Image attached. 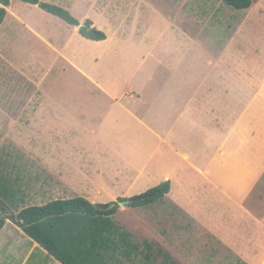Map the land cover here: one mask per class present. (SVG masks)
<instances>
[{
    "label": "crops",
    "instance_id": "0c3cea01",
    "mask_svg": "<svg viewBox=\"0 0 264 264\" xmlns=\"http://www.w3.org/2000/svg\"><path fill=\"white\" fill-rule=\"evenodd\" d=\"M157 1L114 0L106 11L118 23L112 24L114 36L106 33L105 40H90L78 32L89 46H104L111 42V36L116 38L111 53L123 59L113 62L110 71L130 75L127 85L120 88L115 77L105 79L102 74L88 72L85 55L78 52L83 48L78 46L75 55L79 59L65 56L73 63L67 72L76 73L83 86H90L87 99L65 98L64 93L59 97L0 99V120L9 123L12 151L21 156L18 160H27L28 168V174H20L16 190L0 198L11 194L12 199L21 201L22 208H26L25 203L79 195L88 196L85 198L93 203L115 202L147 191L154 183L149 182L158 176L162 181L170 180L171 189L154 204L171 198L176 208L180 206L202 221L215 212L217 203L221 209L227 205L234 209L230 213L235 222H228L230 225L220 212L221 216L214 218L218 223L210 220L209 226L203 222L202 227L187 228L184 236L178 235L170 245L174 252L169 253L161 243L158 247L167 250L174 261L264 264V79L250 83L247 77V82L239 83L213 81L207 76L196 81L193 62L187 60V66H182L183 58L170 55L161 34L148 33L162 16ZM171 1L192 4L193 9L197 3L208 10L212 7L211 0ZM253 5L249 13H255ZM24 7L29 11L36 8L59 26L78 27L38 5L11 0L0 26V51L9 48L20 54L18 42L32 38L28 29L32 18L21 13ZM9 18H13L11 24ZM120 18L124 22L121 29ZM50 32L58 39L62 36L59 27H50ZM174 38L177 43L189 40L187 36ZM134 60L138 61L136 65ZM142 71L146 77L139 76ZM110 130L127 139L118 141ZM109 136L116 139L113 144ZM133 136L136 138L129 144ZM165 155L177 165L161 173ZM143 178L145 182L140 184ZM106 183L111 189L123 183V189L112 193L110 189L108 197L101 198L108 190ZM175 186L178 192L173 196ZM0 243L4 244L2 264H29L39 250L53 264H61L10 220L0 230Z\"/></svg>",
    "mask_w": 264,
    "mask_h": 264
},
{
    "label": "rangeland",
    "instance_id": "374dc122",
    "mask_svg": "<svg viewBox=\"0 0 264 264\" xmlns=\"http://www.w3.org/2000/svg\"><path fill=\"white\" fill-rule=\"evenodd\" d=\"M18 1L24 5L27 4L22 0ZM43 1L71 9L72 14L81 21L89 18L94 21L97 27L114 36L115 28L112 24L118 23V20H114L106 11L113 6L112 2L114 0H111V3H109L110 0ZM211 1L212 7L208 10L201 3L195 4L193 9L192 4L186 5L172 2L171 0H158L157 4L162 16H158L156 22L152 23L148 33L161 34L162 43L167 45L166 50H169L170 55H180L183 58L182 66H187V63H185L187 60L191 63L193 62L196 81L209 76L213 81L244 83L247 82L246 79L248 77L251 80L250 83L262 82L264 79V0L255 2V5H253V7L256 6L255 13H249L248 9H235L225 4L222 0ZM121 5L122 2H120ZM30 10L32 12L24 7L21 9V13L26 18H32L28 21V29L32 34V38L28 42H18L20 54L9 48L0 51V99L8 97H59L62 96L61 93L65 94L63 96L65 98L87 99L85 97H89L90 86H87V88L83 86L81 79L77 77L76 73L67 72L73 67V63L67 62V59L70 56H72L73 60L79 59L75 55V47L78 46L83 48L78 49V52L85 55V67L88 72L98 76L102 74L105 79L108 76L115 77V84L120 88L128 84L127 80L130 75L128 76L121 70L110 71L113 62L123 59V56L111 53L113 42L116 38L111 36V42L109 44L105 43L104 46H97V44L89 46L85 40L80 38L78 27L59 26L57 22H52L48 18L49 16L39 13L36 8L30 7ZM40 11L43 12V10ZM12 16L15 18L14 15ZM9 19L11 21L13 18ZM119 22L120 27L118 28L121 29L124 27L122 18H120ZM11 23L12 21L8 24ZM127 23L128 25L130 24L129 21ZM54 26L59 27L62 32L60 39L50 32V27ZM139 27L141 26L139 25ZM176 36H187L189 40L186 43H177L176 38H174ZM145 49H147V45ZM65 56H67V59ZM137 62V60H134L133 64L136 65ZM147 68L148 65L143 70L145 71ZM256 68L258 69L257 74ZM252 70L254 71L253 74ZM139 76L146 77L147 75L142 71ZM8 124V122L0 120V187H2L0 196L5 192L11 193L16 190L20 179H22L20 174L23 177L25 173L28 174L27 160L25 158L18 160L17 158L20 159L21 156L15 155L14 151H12L13 147L10 141ZM110 132L116 136L118 141L122 142L127 139L119 134L117 130H110ZM111 137L109 136V140L113 144L116 139ZM135 138V136L131 139L129 138V144L130 140H135ZM111 156L113 155H106V157ZM163 158L164 170L161 173L176 169L177 162L171 156L165 155ZM166 159H168L167 163H165ZM16 164L19 165L15 166ZM104 179L101 178L100 180L104 181ZM161 179L156 176L154 181L151 180L149 182L151 184L154 183L148 189L162 183L164 180L162 181ZM144 182L145 179L143 178L140 184ZM122 184H120L121 187L115 185L114 189L122 190ZM104 187H108V190H105L101 198L108 197L111 189L108 183ZM114 189H111L110 193L114 192ZM177 192L178 187L175 186L172 195H176ZM8 196L11 198H0V206L11 213H16L18 210L21 211L23 209L21 201L12 199L11 194ZM85 197L89 198L88 196ZM90 197L93 198L95 196ZM97 203H101V201L94 202V204ZM25 204L27 205L24 206L29 207L33 204L43 205L45 202ZM178 207L179 209L174 206L171 198H167L162 204L158 203L149 207L135 208L134 206H129L125 208L119 206L115 218L133 231L140 243L145 239L155 242L157 244L156 247L164 243L168 247L169 253L170 250L173 251L170 245L175 243L178 235L184 236V232L189 227H202L203 222L208 226L211 221L218 223V218H214L217 215L221 216L220 212H223L222 218L225 219L226 223L235 222L234 216H231L230 213L234 209L228 205L221 209V204L218 205L217 203L215 212L209 213L208 219L203 221L193 218L180 206ZM226 211L229 212L228 215H226ZM228 225L230 224L228 223ZM0 246L2 248L0 251L2 252L4 244L0 243ZM40 251L35 253L29 264L55 263L50 262ZM161 260L162 257L159 258V261ZM0 264H2V258H0Z\"/></svg>",
    "mask_w": 264,
    "mask_h": 264
},
{
    "label": "trees",
    "instance_id": "16d2710c",
    "mask_svg": "<svg viewBox=\"0 0 264 264\" xmlns=\"http://www.w3.org/2000/svg\"><path fill=\"white\" fill-rule=\"evenodd\" d=\"M23 1L78 26L80 34L87 39L102 41L107 38L106 32L95 26L93 20L81 21L61 5L43 0ZM222 1L241 10L250 8L256 0ZM10 5L11 0H0V26ZM170 189V180H165L133 196L142 198L133 206L152 205L164 199ZM118 210L119 205L110 210L98 209L83 196L31 205L18 213H7L0 206V230L8 220L12 221L61 264H178L162 247H156L155 242L145 239L140 243L134 232L115 218Z\"/></svg>",
    "mask_w": 264,
    "mask_h": 264
},
{
    "label": "water",
    "instance_id": "95a60500",
    "mask_svg": "<svg viewBox=\"0 0 264 264\" xmlns=\"http://www.w3.org/2000/svg\"><path fill=\"white\" fill-rule=\"evenodd\" d=\"M140 200H142V198H127L125 200H118V201L111 202V203H97L95 205H96V208L98 209L110 210L114 208L116 205H119L120 207L133 206Z\"/></svg>",
    "mask_w": 264,
    "mask_h": 264
}]
</instances>
